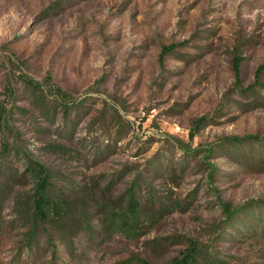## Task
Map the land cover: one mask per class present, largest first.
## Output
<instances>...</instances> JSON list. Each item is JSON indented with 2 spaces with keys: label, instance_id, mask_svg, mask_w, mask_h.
I'll use <instances>...</instances> for the list:
<instances>
[{
  "label": "rangeland",
  "instance_id": "374dc122",
  "mask_svg": "<svg viewBox=\"0 0 264 264\" xmlns=\"http://www.w3.org/2000/svg\"><path fill=\"white\" fill-rule=\"evenodd\" d=\"M255 83L264 0H0V264H167L190 239L208 264H264V205L241 211L264 199ZM54 85L78 108L65 115ZM248 135L259 139L224 142ZM29 158L74 201L31 243L18 214ZM130 191L135 235L110 226ZM224 203L244 209L228 220Z\"/></svg>",
  "mask_w": 264,
  "mask_h": 264
},
{
  "label": "trees",
  "instance_id": "16d2710c",
  "mask_svg": "<svg viewBox=\"0 0 264 264\" xmlns=\"http://www.w3.org/2000/svg\"><path fill=\"white\" fill-rule=\"evenodd\" d=\"M172 51V47H163L162 53H169ZM233 70L235 75L236 89L241 88L240 86V58H236L233 63ZM27 86L33 90H39L38 83H35L31 79L22 77L21 78ZM254 86L264 88L261 83H255L254 85L248 86L244 89V92L253 90ZM58 98L57 101L62 105L65 115L69 114V111L78 108L79 104L74 103L71 100V96L62 88L58 86H52L51 91ZM5 106L0 107V124L4 127H8L7 118H5ZM209 121L207 116H201L193 122V126L190 132L191 139L194 137L196 132L201 126ZM257 136L248 135L244 137H226L224 142H232L234 145H241L245 142L258 140ZM28 171L33 176L35 184L33 192L26 197V199L19 198L22 200L19 202L20 208L18 214L23 221L28 222L31 227L28 233L27 242L31 243L35 238L37 230L40 229L44 224L55 223L60 217L65 216L72 206L74 201L71 197L61 191H57L55 186L51 182L52 174L42 164L33 160L28 159ZM124 208L121 210L117 208H111L110 226L116 231H120L127 235H135L139 228V219L141 212L139 210V203L132 191L129 192L126 202L123 204ZM264 205V199L250 201L246 205L245 209L243 206L232 208L230 204L224 203L223 212L227 216V219L234 218L240 214L241 211L249 210L253 206ZM244 210H241V209ZM241 210V211H240ZM137 234V233H136ZM215 260L211 254L204 248L203 245H199L196 240H189L187 248L181 252L178 257H175L167 264H208Z\"/></svg>",
  "mask_w": 264,
  "mask_h": 264
}]
</instances>
